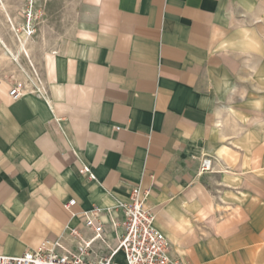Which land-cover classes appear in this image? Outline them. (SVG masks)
<instances>
[{
	"label": "crops",
	"instance_id": "obj_1",
	"mask_svg": "<svg viewBox=\"0 0 264 264\" xmlns=\"http://www.w3.org/2000/svg\"><path fill=\"white\" fill-rule=\"evenodd\" d=\"M240 3L83 0L30 86L0 68L1 253L68 238L141 188L172 257L264 264V121L242 113L231 55Z\"/></svg>",
	"mask_w": 264,
	"mask_h": 264
},
{
	"label": "built area",
	"instance_id": "obj_2",
	"mask_svg": "<svg viewBox=\"0 0 264 264\" xmlns=\"http://www.w3.org/2000/svg\"><path fill=\"white\" fill-rule=\"evenodd\" d=\"M32 8L27 14L25 32L35 35ZM25 89V88H24ZM10 96L18 100L23 96L19 84L13 87ZM213 169V161L203 158L200 174ZM90 173L89 169H84ZM93 178L92 175H90ZM150 191L136 188L129 202H118L112 210L99 208L85 212L83 228L71 230L68 238L48 240L38 250L22 256H7L0 251V264H120L117 259L123 254L124 264H189L171 255V244L165 234L156 227L157 212L148 205ZM76 201L67 205L72 208ZM109 218V224L102 217ZM115 236V244L110 237Z\"/></svg>",
	"mask_w": 264,
	"mask_h": 264
},
{
	"label": "rangeland",
	"instance_id": "obj_3",
	"mask_svg": "<svg viewBox=\"0 0 264 264\" xmlns=\"http://www.w3.org/2000/svg\"><path fill=\"white\" fill-rule=\"evenodd\" d=\"M3 1L13 22L17 21L15 25L18 30L16 33L10 30L6 14L0 11V33L7 45L14 46V41L18 40L17 36L21 35L27 37L34 47L30 57L22 55L20 62L16 64L6 66L0 63V68L6 75L16 77L18 74L32 71L33 65L40 61L44 53L72 30L78 6L83 0ZM31 8L34 12L33 25L36 30L32 37L25 32L27 14ZM232 16L238 28L236 44L231 54L234 61L233 69L237 76L236 85L240 87V92L247 95V99L242 101L246 105L242 107V113L259 117L257 119L261 118L264 121V0H244V3L236 6ZM3 50L4 47L0 44V56ZM255 107L258 108V112L254 110ZM117 261L124 264V255L121 254Z\"/></svg>",
	"mask_w": 264,
	"mask_h": 264
},
{
	"label": "bare ground",
	"instance_id": "obj_4",
	"mask_svg": "<svg viewBox=\"0 0 264 264\" xmlns=\"http://www.w3.org/2000/svg\"><path fill=\"white\" fill-rule=\"evenodd\" d=\"M0 11L4 12L6 14L7 20L10 23V25H9L10 30L12 32L16 33L18 31L16 29V25H15V23L17 21L15 23L13 22V20L10 17L9 12L7 10V6L3 0H0ZM4 26H6V23H4ZM17 39H18L17 41H14V46L10 47L7 45V43L5 42V40L3 38V35L0 33V44H1V46L4 47L3 53L0 56V63L1 64L9 66L10 64H16V62H20V58L22 55H28L29 57L31 56V52H32V50H34V47H33V45H31V43H29V39L27 37H22L21 35L17 36ZM34 70H36V69L34 68ZM16 77L23 80L27 86H30L28 83V80H27L28 78H27L26 74H18V75H16Z\"/></svg>",
	"mask_w": 264,
	"mask_h": 264
}]
</instances>
